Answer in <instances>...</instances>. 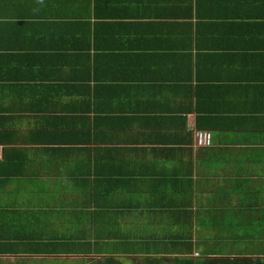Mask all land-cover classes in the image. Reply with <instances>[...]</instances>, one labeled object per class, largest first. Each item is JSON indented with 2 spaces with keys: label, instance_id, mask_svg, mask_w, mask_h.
Wrapping results in <instances>:
<instances>
[{
  "label": "crops",
  "instance_id": "0c3cea01",
  "mask_svg": "<svg viewBox=\"0 0 264 264\" xmlns=\"http://www.w3.org/2000/svg\"><path fill=\"white\" fill-rule=\"evenodd\" d=\"M190 249L264 255V0H0V264Z\"/></svg>",
  "mask_w": 264,
  "mask_h": 264
},
{
  "label": "trees",
  "instance_id": "16d2710c",
  "mask_svg": "<svg viewBox=\"0 0 264 264\" xmlns=\"http://www.w3.org/2000/svg\"><path fill=\"white\" fill-rule=\"evenodd\" d=\"M193 249L176 258L177 264H264V255H192ZM104 264H123L121 260L104 258Z\"/></svg>",
  "mask_w": 264,
  "mask_h": 264
},
{
  "label": "built area",
  "instance_id": "2783aa9c",
  "mask_svg": "<svg viewBox=\"0 0 264 264\" xmlns=\"http://www.w3.org/2000/svg\"><path fill=\"white\" fill-rule=\"evenodd\" d=\"M212 134L208 130L199 131L197 134V143L199 145H210Z\"/></svg>",
  "mask_w": 264,
  "mask_h": 264
},
{
  "label": "rangeland",
  "instance_id": "374dc122",
  "mask_svg": "<svg viewBox=\"0 0 264 264\" xmlns=\"http://www.w3.org/2000/svg\"><path fill=\"white\" fill-rule=\"evenodd\" d=\"M66 261H71V260L69 259V260H66ZM66 261H64V262H66Z\"/></svg>",
  "mask_w": 264,
  "mask_h": 264
}]
</instances>
